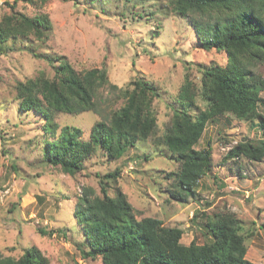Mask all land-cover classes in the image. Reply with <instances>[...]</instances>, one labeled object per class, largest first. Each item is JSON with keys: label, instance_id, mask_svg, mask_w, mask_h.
<instances>
[{"label": "rangeland", "instance_id": "obj_1", "mask_svg": "<svg viewBox=\"0 0 264 264\" xmlns=\"http://www.w3.org/2000/svg\"><path fill=\"white\" fill-rule=\"evenodd\" d=\"M20 14H46L51 28L27 34L17 28L0 42V253L17 258L36 246L49 264H103L99 257L83 256L88 246L74 217L83 187L101 195L102 179L107 194L113 196L117 189L125 193L137 218L153 216L165 226L181 228L184 244L209 240L203 228L207 215L233 212L240 221L245 256L264 263V159L226 156L238 142L264 139L258 120L224 114L207 123L196 148L211 146L210 170L196 194L181 201L168 193L174 183L168 173L176 172L179 163L151 139L137 141L119 158L97 148L73 175L49 164L44 156L47 140L56 139L65 125L80 128L81 138L88 139L101 114L53 111L57 127L52 133L43 116L19 107L16 93L18 82L52 76L50 63L58 56L77 70L105 68L118 87L143 75L159 90L153 108L157 133L162 134L171 118L168 104L184 80L186 66L198 82L196 64L224 65L226 53L203 50L188 19L174 12L168 0H0V24ZM251 69L264 80V62ZM98 92L103 113L120 106L107 86ZM260 95L264 99V91ZM197 104L204 107L200 98ZM259 111L264 113V107ZM107 173L117 174L104 177Z\"/></svg>", "mask_w": 264, "mask_h": 264}, {"label": "trees", "instance_id": "obj_2", "mask_svg": "<svg viewBox=\"0 0 264 264\" xmlns=\"http://www.w3.org/2000/svg\"><path fill=\"white\" fill-rule=\"evenodd\" d=\"M168 4L188 19L200 47L225 52L226 63H197L198 82L186 66L175 99L168 104L172 111L169 124L164 133L158 134L153 101L160 96L159 90L143 75L118 87L109 81L105 68L77 70L64 56L55 57L50 63L52 76L17 83L19 107L43 116L52 133L57 127L53 111H94L101 114V119L91 126L88 139L81 138L82 131L76 126L61 127L56 139L46 141L44 156L49 164L73 175L97 148L110 158H119L137 141L151 139L154 145L167 148L179 163L176 172L168 173L174 182L168 193L171 199L183 201L196 194V186L210 170L211 146L196 148L209 121L231 114L246 121L256 119L264 128V113L259 111L264 107L260 95L264 80L251 69L254 63L264 62V0H168ZM5 20L0 24V42L17 33V28H21V34L51 28L46 14H20ZM103 86L121 100L119 107L105 113L98 103V91ZM197 98L204 107L198 108ZM226 156L261 161L264 139L238 142ZM99 183L102 194L83 187L74 208L75 220L88 246L87 251L82 250L84 257H99L103 264H264L245 256L240 221L233 212L207 215L203 228L209 240L184 244L180 241L181 228L165 226L153 216L137 218L125 193L117 189L111 196L104 181L100 179ZM261 226L264 228V223ZM39 231L47 232L42 228ZM0 264L49 263L36 246H30L17 258L0 253Z\"/></svg>", "mask_w": 264, "mask_h": 264}]
</instances>
